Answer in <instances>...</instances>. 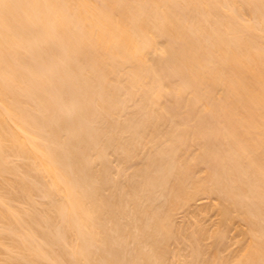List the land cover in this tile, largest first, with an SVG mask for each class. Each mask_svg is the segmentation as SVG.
<instances>
[{
    "label": "bare ground",
    "instance_id": "bare-ground-1",
    "mask_svg": "<svg viewBox=\"0 0 264 264\" xmlns=\"http://www.w3.org/2000/svg\"><path fill=\"white\" fill-rule=\"evenodd\" d=\"M0 264H264V0H0Z\"/></svg>",
    "mask_w": 264,
    "mask_h": 264
},
{
    "label": "rangeland",
    "instance_id": "rangeland-1",
    "mask_svg": "<svg viewBox=\"0 0 264 264\" xmlns=\"http://www.w3.org/2000/svg\"><path fill=\"white\" fill-rule=\"evenodd\" d=\"M167 105H168V109H169V110H168V109H166V110L171 111V109H172L171 106H172V105L166 104V106H167ZM170 108H171V109H170ZM173 108H175V106H173ZM172 110H175V109H172Z\"/></svg>",
    "mask_w": 264,
    "mask_h": 264
}]
</instances>
